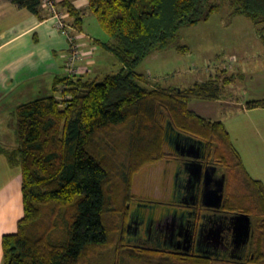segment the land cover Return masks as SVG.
Returning a JSON list of instances; mask_svg holds the SVG:
<instances>
[{
  "label": "trees",
  "instance_id": "16d2710c",
  "mask_svg": "<svg viewBox=\"0 0 264 264\" xmlns=\"http://www.w3.org/2000/svg\"><path fill=\"white\" fill-rule=\"evenodd\" d=\"M9 1L44 19L43 0ZM54 1L82 31L83 11L72 0ZM87 1L112 38L106 48L122 67L102 81L59 78L52 95L17 107V147L2 151L21 169L24 215L17 231L2 238L4 264H103L110 250L113 264H212L201 256L136 249L123 239L135 178L166 159L172 134L203 141L226 172L245 185L242 197L255 209L247 213L254 246L248 262L236 263L264 264V185L246 171L225 124L190 107L195 99H220L233 79L224 77V70L190 87L163 88L136 72L151 53L175 46L182 27L208 21L224 5L233 16L252 21L264 43V0ZM257 107H264V100L249 104ZM227 202L235 208L230 197Z\"/></svg>",
  "mask_w": 264,
  "mask_h": 264
},
{
  "label": "rangeland",
  "instance_id": "374dc122",
  "mask_svg": "<svg viewBox=\"0 0 264 264\" xmlns=\"http://www.w3.org/2000/svg\"><path fill=\"white\" fill-rule=\"evenodd\" d=\"M88 11V13H84L85 23L83 26L87 28L86 31L95 40L111 42L112 38L101 26L98 18L90 10ZM5 26L6 24L2 28H6ZM174 45L169 49L151 53L136 68V72L148 77L154 87L155 80L162 86L190 87L195 83L207 81L211 73L219 74L225 70L224 77L232 78L233 81L224 88L222 99L218 101L196 99L191 102L190 107L206 118L222 121L229 131L233 145L235 143L242 148L246 161L247 158L250 160L253 157V148H257L254 146L257 136L253 131L257 117L255 119V112L251 113L246 109L249 108L251 102L264 100V43L259 36L257 27L245 16H233L230 7L224 5L208 21L182 27ZM185 46L189 47L188 52L178 50V47ZM99 51L102 52L100 48ZM118 70L115 68L113 72L116 73ZM103 79L97 80L102 81ZM49 94L52 95L53 90ZM55 95L58 99L62 98L61 92H57ZM45 96L48 95L36 90L34 96L26 100H35ZM15 97L12 94L6 99L4 101L6 108L0 112V146L8 149L17 147L15 116L17 102H27ZM1 108L2 105H0ZM166 153L172 156V150L168 146ZM166 164L165 161H162L140 170L135 178L134 199L140 197L156 200L169 196L173 188V176L172 168L165 171ZM0 181L10 182V188L14 190L21 183L20 169L0 166ZM238 188V197H230L234 206L249 212L252 210V213H255L252 202L246 201L239 195L241 192L247 193L245 185L242 184V191L241 187ZM17 194L19 197L14 195L11 197L10 213H24L20 190L17 191ZM120 223L119 219L117 229L120 228ZM114 257L113 250H110L104 257L103 264H113Z\"/></svg>",
  "mask_w": 264,
  "mask_h": 264
},
{
  "label": "crops",
  "instance_id": "0c3cea01",
  "mask_svg": "<svg viewBox=\"0 0 264 264\" xmlns=\"http://www.w3.org/2000/svg\"><path fill=\"white\" fill-rule=\"evenodd\" d=\"M72 1L83 13L89 12L87 0ZM42 15L44 19L40 20L27 9H20L9 0H0V105H2L0 112L6 108L4 101L12 96V94L16 96V99L20 100L31 99L36 90L39 93H46L50 96L49 93L54 90L56 81L59 78L68 76L66 66L70 55V43L67 37L57 29L56 22L50 17L49 10L43 8ZM4 24H6V28H2ZM86 30L87 28L83 26L82 31L78 32L76 30L74 33L78 38L77 43L81 45L84 52V60L78 63L81 70L79 76H83L85 79H101L114 73L115 68L120 69L122 64L105 46L111 42L95 40ZM98 46L102 52L99 51ZM214 74L217 73H211L209 79ZM155 82V85L157 84L163 88L172 87L162 86L156 80ZM61 89L60 85L59 92H61ZM221 99L207 101H218ZM17 103L18 106L24 104ZM246 110L251 113L255 112V119L257 117V121L253 125V131L257 136V142L254 146L257 148H253V157L250 160L247 158L246 161V156L241 150L242 148L235 143L234 147L240 155L248 174L264 185V107L248 108ZM2 149L8 148L0 146V166L2 168H19L18 166L13 167L9 164ZM227 175L229 185L227 189L228 196L233 198L234 196L238 197V187H241L242 191V183L234 179L232 175ZM10 185V182L0 181V264H4L2 238L7 234L17 231L18 222L24 215V213H10L12 195L19 197L17 194L19 190L22 195V173L19 187L13 190L10 188ZM242 194L243 192L239 195L242 196ZM206 258L210 259L212 264H238L232 261Z\"/></svg>",
  "mask_w": 264,
  "mask_h": 264
},
{
  "label": "flooded vegetation",
  "instance_id": "af4514ba",
  "mask_svg": "<svg viewBox=\"0 0 264 264\" xmlns=\"http://www.w3.org/2000/svg\"><path fill=\"white\" fill-rule=\"evenodd\" d=\"M188 139L181 134H172L168 138L172 156L168 155L164 161L167 163L165 171L172 168L171 194L156 200L134 199L129 205L122 233L125 244L136 249L171 253L180 258L201 256L248 262L254 246L253 238L248 245L238 246L228 216L250 212L238 206L234 209L227 207L229 185L225 167L219 159L213 158L205 144H195ZM200 166L202 175L198 178L196 169ZM207 170L208 173L215 172L213 181L209 182ZM223 176L226 180L222 206L218 209L207 206L206 190L214 189Z\"/></svg>",
  "mask_w": 264,
  "mask_h": 264
},
{
  "label": "water",
  "instance_id": "95a60500",
  "mask_svg": "<svg viewBox=\"0 0 264 264\" xmlns=\"http://www.w3.org/2000/svg\"><path fill=\"white\" fill-rule=\"evenodd\" d=\"M190 141H193L195 144L202 145L204 144L203 141L195 140V139H188ZM208 173V170H207ZM215 173V172H214ZM214 173H208L207 176L209 178V182L213 181L212 178ZM196 175L198 178L202 175V166L196 169ZM225 176H223V179L218 181L216 183V187L214 189H207L206 193L204 195V198L206 200H209L207 206L213 207V208H220L223 203L224 199V191H225ZM230 220V226L234 234V241L238 246H246L249 244V241L254 238V229H253V219L252 217L247 213H237L232 214L231 216H228ZM220 231V230H219ZM219 231L216 234V236L219 235Z\"/></svg>",
  "mask_w": 264,
  "mask_h": 264
},
{
  "label": "built area",
  "instance_id": "2783aa9c",
  "mask_svg": "<svg viewBox=\"0 0 264 264\" xmlns=\"http://www.w3.org/2000/svg\"><path fill=\"white\" fill-rule=\"evenodd\" d=\"M42 7L49 10L51 18L56 22L57 29L67 37L70 43V55L67 61V71L69 77H77L81 70L78 63L84 60V52L79 43H77V35L75 28L70 24L66 11L58 8L54 0H43ZM234 61V59L232 58ZM231 60V61H232Z\"/></svg>",
  "mask_w": 264,
  "mask_h": 264
}]
</instances>
